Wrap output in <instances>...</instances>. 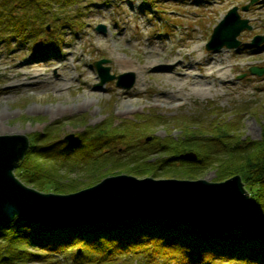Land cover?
<instances>
[{
	"label": "rangeland",
	"instance_id": "1",
	"mask_svg": "<svg viewBox=\"0 0 264 264\" xmlns=\"http://www.w3.org/2000/svg\"><path fill=\"white\" fill-rule=\"evenodd\" d=\"M248 1L78 0L65 6L63 16L69 21L77 16L70 22L72 26L69 23L61 25L62 21H46L36 26L39 28L35 30L36 38L44 47L43 51L35 52L31 39L0 42V114L4 127L0 135L21 133L30 139L33 133L50 127L62 140L69 133H74L77 139L79 132L89 125L106 123L111 130L125 121L143 123L145 116L153 114L162 116L163 125L148 136L173 135L177 139L185 129L178 124L184 117L194 125L201 123L204 128L203 124H213V121L236 120L239 117L235 112L240 111L242 122L238 119L237 124H232L239 128L242 137L259 139L264 128V74H252L249 69L253 65L264 66V47L250 44L254 35H264V0H258L246 12L240 10L253 28L241 32V44L237 49L225 47L210 51L206 47L213 28L227 11ZM48 24L50 30L46 29ZM100 24L106 26L105 31L97 29ZM49 41L56 45L49 48ZM74 50L79 59L73 57ZM124 54L134 61L133 67L121 64L119 57ZM174 56L178 60L174 69L188 70L192 78L205 72V67L219 58L231 74L224 80L211 82L213 87L202 97L191 93L184 73L176 74L173 81L157 75L155 67L170 64L166 59ZM101 58L110 60L106 64L114 74L134 73V85L126 89L118 86L116 79L99 85L94 61ZM31 59H38L39 64L33 72L41 74L42 79L49 78L53 86L39 82L38 85H14L6 89L11 86L6 78L17 71L16 61ZM181 64L186 70L178 68ZM66 73L72 80L63 79ZM243 73L245 76L241 77ZM211 102L214 107L209 105ZM112 149L104 148L103 151ZM82 174L76 172L71 177L83 184L88 181V175ZM201 178L219 180L215 168L207 170Z\"/></svg>",
	"mask_w": 264,
	"mask_h": 264
},
{
	"label": "trees",
	"instance_id": "2",
	"mask_svg": "<svg viewBox=\"0 0 264 264\" xmlns=\"http://www.w3.org/2000/svg\"><path fill=\"white\" fill-rule=\"evenodd\" d=\"M77 1L0 0V42L31 39L34 51H43L36 26L46 21L72 26L77 16L69 21L62 14ZM55 45L49 41V48ZM235 114L242 122L241 112ZM161 118L151 114L143 123L125 121L111 130L106 123L89 125L74 143L47 127L30 135L32 143L15 175L43 192L71 193L112 173L198 179L215 168L219 181L239 174L249 191L250 207L236 230L206 231L156 216L65 226L17 216L0 229V264H264V128L259 139H250L233 125L238 119L201 128L184 117L179 138L147 140L163 125ZM188 151L197 159L180 157ZM76 172L88 175V181L72 178Z\"/></svg>",
	"mask_w": 264,
	"mask_h": 264
},
{
	"label": "water",
	"instance_id": "3",
	"mask_svg": "<svg viewBox=\"0 0 264 264\" xmlns=\"http://www.w3.org/2000/svg\"><path fill=\"white\" fill-rule=\"evenodd\" d=\"M256 1L250 0L241 8L246 11ZM246 28L252 29L249 19L241 16L238 6L232 7L214 28L207 48L238 47L241 42L238 36ZM97 29L105 31L106 26L100 24ZM263 42L262 35L252 40L256 46ZM107 62V59L95 61L99 85L117 78L119 86L131 88L135 74H112L111 67L104 65ZM250 70L259 75L264 73V67L253 66ZM126 75L130 78H125ZM64 139L74 142L76 135L69 133ZM29 146L27 135H0V229L17 216L62 226L156 216L182 219L202 230L227 231L237 227L250 207V194L239 174L213 181L112 173L92 186L67 194L39 191L15 175ZM180 157L195 160L197 154L186 152Z\"/></svg>",
	"mask_w": 264,
	"mask_h": 264
},
{
	"label": "bare ground",
	"instance_id": "4",
	"mask_svg": "<svg viewBox=\"0 0 264 264\" xmlns=\"http://www.w3.org/2000/svg\"><path fill=\"white\" fill-rule=\"evenodd\" d=\"M72 55L75 59H79V55L76 54L75 50L72 52ZM119 59H120L121 64L125 67L134 66V61L131 60V58L128 57L126 54L121 55ZM200 59H201V54H199L198 56V60ZM168 61L170 62V64H164L159 67H155L157 69V75L166 77L173 81V79H176V74L181 75L179 73H184V75H186V78H187L185 83L190 84L191 93H196L197 95H200L202 97L203 95H205L207 90L213 87L212 83H215L216 79L224 80L228 78L231 74V70L227 68V65L223 62L222 58H219L218 60L209 63L208 66L205 67V72H202V73L199 72L198 76L195 75L193 76V78L191 76L192 73L186 70L187 67H185L182 64L178 68H183L186 71L179 72L174 69V66L178 64V60L175 56L172 58L166 59V62ZM37 62H38V59H31L29 61H16L15 68L17 71L14 75H10L6 78V82L9 85H11L10 87H7L6 89H10L14 85L18 87H24V86L28 87L32 85H38L39 82H42V84H45V85H49L48 87L53 86L52 85L53 83L49 81V78L42 79L40 77L41 74H39L38 72L37 73L33 72V70L37 68V66H39ZM148 66H151V65L148 64ZM63 79L72 80V76L69 73H66L64 74ZM57 87L61 88L62 85H58ZM2 120H3V115L0 114V131L4 130Z\"/></svg>",
	"mask_w": 264,
	"mask_h": 264
}]
</instances>
